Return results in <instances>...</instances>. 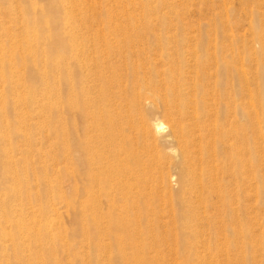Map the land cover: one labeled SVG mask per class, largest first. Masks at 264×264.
Wrapping results in <instances>:
<instances>
[{
    "label": "rangeland",
    "instance_id": "rangeland-1",
    "mask_svg": "<svg viewBox=\"0 0 264 264\" xmlns=\"http://www.w3.org/2000/svg\"><path fill=\"white\" fill-rule=\"evenodd\" d=\"M51 1L0 0V165L16 170L11 175L8 169L5 173L0 170V211H6L0 215V264H264V0ZM68 14L71 19L67 21ZM39 22L41 26L36 24ZM110 23L150 26L154 29L146 31L144 39L159 37L172 49L190 39L197 55L187 56L192 62L191 71L187 69L196 78L203 72L223 75L227 62L238 59L245 86L242 95L211 82L197 85L189 95L191 99L185 98L201 109L196 113L201 112L208 129H226L230 142L242 137L234 151L244 153L242 158L248 161L244 171L251 177L250 189L247 185L231 203L197 215L201 222L193 234L211 242L209 254L201 247L200 254L189 255L188 243L182 241L184 228L179 224L184 211L144 213L153 221L150 229L155 236L167 239L172 249L171 254L158 259L134 258V251L143 254L147 248V241L135 236L130 241L123 237L118 240L120 249L129 255L123 261L116 244L104 246L87 240L85 231L75 223L82 199L79 177L74 174L81 168L77 161L80 153L64 142L66 134L75 141L79 133L74 129L76 120H66L70 90L64 87L63 65H55L63 60L67 47L59 44L58 51H52L49 43L57 35L68 38L73 31L76 36L99 29L109 34ZM122 33L120 38L127 35ZM129 77L121 79L127 81ZM139 91L142 99H156L142 84ZM164 112L158 107L156 114L165 133L169 120ZM162 132L153 133L158 137ZM211 145L215 150L222 147L217 136ZM165 149L162 155L176 162L174 154ZM69 150L75 152L72 167L65 157ZM175 179H165L174 193L180 190ZM130 212L110 214L125 219ZM215 236L222 242L217 254ZM226 240H232L227 247ZM239 241H243L241 247Z\"/></svg>",
    "mask_w": 264,
    "mask_h": 264
},
{
    "label": "bare ground",
    "instance_id": "bare-ground-1",
    "mask_svg": "<svg viewBox=\"0 0 264 264\" xmlns=\"http://www.w3.org/2000/svg\"><path fill=\"white\" fill-rule=\"evenodd\" d=\"M67 1L87 2L64 0V3L69 4ZM70 19L71 16H67L66 20ZM147 19L144 20L146 23ZM74 20L78 21L77 18ZM36 24L41 26V23ZM134 25L110 23L109 34L99 29L94 34L76 36L73 31L68 38L61 39L57 35L49 43L52 51H56L59 44L67 47L63 60L56 59L55 65L59 68L63 65L64 87L70 90L66 95L65 111L69 116L66 120H76L74 129L79 133L75 141L66 134L68 138L64 142L69 149L72 147L80 153L77 161L81 168L74 174L79 177L78 190L82 191V199L75 223L85 231L87 240L104 246L116 244L123 261H127L129 255L120 249L118 240L123 237L130 241L135 236L140 240L144 238L147 248L145 253L136 250L132 256L136 259L143 256L158 259L171 254L172 249L167 239L155 236L153 228L150 229L153 221L144 213L184 211L179 224L184 228L182 241L188 243L189 255L200 254L201 247L209 254L211 242L193 234L201 222L197 215L199 212L203 215L204 211H216L231 203L232 198L242 193L247 185L250 189L251 177L248 171H244L248 163L242 158L244 153L234 151L241 144L242 137L235 139L237 142H230V133L226 129L217 132L208 129L200 117L201 112L196 113L201 109L186 99L197 85L203 83L207 86L211 82L242 95L245 86L241 67L236 59L232 64L227 62L223 75L203 72L196 78V75H189L192 62L187 56L197 55V48L189 45L190 39H185L183 46L176 44L173 50L159 37L154 41L144 39L146 31L154 28ZM122 32L127 35L120 38ZM210 54L208 56L213 58ZM124 75L130 76L127 81L121 79ZM141 84L156 99H142ZM177 99L181 102L176 104ZM158 107L164 108L169 120L165 133L162 132L164 124L156 114ZM153 132L164 134L157 137ZM213 136L219 138L220 150L211 145ZM165 148L174 154L176 162L162 155ZM73 154L69 150L65 156L71 167ZM0 166L5 173L8 168ZM10 172L15 173L16 170L8 169ZM168 176L177 177L179 191L172 192L165 182ZM244 208L241 206L242 211ZM110 211L131 212L126 214L125 220L123 215L112 217ZM4 213L6 211H0V215ZM141 219L147 222L143 224ZM238 225L233 228L235 232H238ZM216 236L214 249L217 254L222 242L220 236ZM231 241L226 240L224 246L227 247ZM241 243L239 241L240 247Z\"/></svg>",
    "mask_w": 264,
    "mask_h": 264
}]
</instances>
